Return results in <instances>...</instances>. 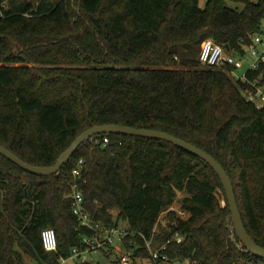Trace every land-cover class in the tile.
Instances as JSON below:
<instances>
[{"label": "trees", "instance_id": "obj_1", "mask_svg": "<svg viewBox=\"0 0 264 264\" xmlns=\"http://www.w3.org/2000/svg\"><path fill=\"white\" fill-rule=\"evenodd\" d=\"M0 10V144L50 167L94 126L166 132L223 166L245 227L264 248V107L246 99L248 85L230 67L199 61L207 39L245 55L264 32V0H207L204 8L200 0H0ZM260 75L264 85V71L248 73ZM81 159L87 212L107 228L126 223L123 248L135 264L162 263L152 259L150 240L154 249L167 244L160 254L170 264H264L236 236L226 195V205L219 202L222 183L206 162L166 141L115 134L92 137L52 176L0 155V264L27 257L58 264L84 249L90 231L67 198ZM179 193L185 218L170 210ZM167 210L168 226L157 232ZM48 227L57 252L43 248Z\"/></svg>", "mask_w": 264, "mask_h": 264}, {"label": "built area", "instance_id": "obj_2", "mask_svg": "<svg viewBox=\"0 0 264 264\" xmlns=\"http://www.w3.org/2000/svg\"><path fill=\"white\" fill-rule=\"evenodd\" d=\"M0 15H2L1 10ZM243 50L245 54H248L252 58V63L242 75H238L236 69L243 68V62L236 61L232 53H227L223 46L215 43L212 39H207L201 44L199 61L203 66L215 70H226L227 67H230L233 77L240 80L243 84L248 85L245 90L246 99L255 104L257 108H263L264 85L261 84L262 75L256 80H250L248 73L258 72L260 70L264 71V32L255 35L252 43L244 46ZM97 143H100V141H97ZM108 143L109 139L104 138L103 144L106 145ZM83 167L84 160L81 159L72 172L71 187L67 198L70 200L72 213L76 217L79 227L89 230L90 234L82 236L81 242L84 246L83 250L74 248L71 256L69 258L61 257L58 260V264H68L70 260H76L75 264H83L85 262L80 261L83 254H88L93 251H107L110 253L115 250L120 252V264H135L133 253L121 248L123 246V240L130 235L128 228H107L101 222L94 220L87 212L82 189V184L84 183ZM180 216L185 218L187 214L183 211ZM41 240L46 252L58 251V238L53 228L48 227L43 229L41 232ZM175 240L177 243H180L182 242V237L176 235ZM152 244L153 240L147 243L148 248L151 250L152 259L157 260L161 258L163 264H170L169 258L166 255L160 254L167 249V244L161 245L159 249L152 248ZM172 264L182 263L175 262Z\"/></svg>", "mask_w": 264, "mask_h": 264}, {"label": "water", "instance_id": "obj_3", "mask_svg": "<svg viewBox=\"0 0 264 264\" xmlns=\"http://www.w3.org/2000/svg\"><path fill=\"white\" fill-rule=\"evenodd\" d=\"M224 48L227 53H231L229 45H225ZM102 134L126 135L166 141L206 162L215 171L222 183L228 201L232 224L236 236L249 253L257 258H261L264 260V248L258 245L248 233L243 222L239 205L237 203L233 183L223 166L213 156L203 151L202 149L166 132L158 130L139 129L121 125L94 126L78 136L70 145V147L61 154L57 162L50 167H39L28 164L18 156H16L14 153H12L10 150H8L6 147H4L2 144H0V155L7 158L22 170L30 174H34L37 176H52L60 172L62 167L70 161L73 154L80 148L82 144L87 142L92 137Z\"/></svg>", "mask_w": 264, "mask_h": 264}, {"label": "rangeland", "instance_id": "obj_4", "mask_svg": "<svg viewBox=\"0 0 264 264\" xmlns=\"http://www.w3.org/2000/svg\"><path fill=\"white\" fill-rule=\"evenodd\" d=\"M252 1L256 3L259 0H252ZM206 2L207 0H200V6L204 8L206 5ZM230 6L235 9H239V10L243 9V5L240 3H230ZM262 26L264 28V19L262 21ZM233 57L235 58L236 61L243 62V68L236 69V73L238 75L244 74V72H246V70L250 67L252 63V58L248 54H245V56H242L236 53L233 54ZM184 197H185L184 193H179L175 200V203L170 208V210H174L177 215H180L181 212L184 211L181 208V200ZM218 198H219V202L221 206H225L226 200H225V194L223 191L219 190ZM117 212L118 211H114L115 215L117 214ZM169 220H170V215H169V211L167 210L161 215L159 225L156 228L157 232L166 230ZM121 225L124 226L125 228L127 227L126 223H122ZM121 248H123V246H121ZM108 254L109 255H107L105 251H93L88 254H83L80 258V261L89 262L91 264H112V262L116 261V259L119 257L120 252L115 250V251H112V253L110 252ZM75 262L76 260H70L69 264H75ZM25 264H39V263L32 261V258L27 257ZM137 264H153V262L151 260L145 259V260H138ZM159 264H163V263H159Z\"/></svg>", "mask_w": 264, "mask_h": 264}, {"label": "crops", "instance_id": "obj_5", "mask_svg": "<svg viewBox=\"0 0 264 264\" xmlns=\"http://www.w3.org/2000/svg\"><path fill=\"white\" fill-rule=\"evenodd\" d=\"M32 261H35V262H37L36 260H34V259H32ZM38 263V262H37ZM69 264V263H68Z\"/></svg>", "mask_w": 264, "mask_h": 264}]
</instances>
